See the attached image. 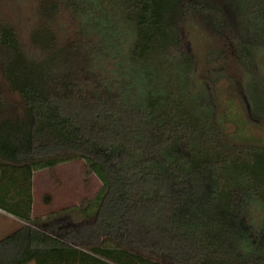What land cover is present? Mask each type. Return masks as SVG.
Instances as JSON below:
<instances>
[{"label":"trees","instance_id":"16d2710c","mask_svg":"<svg viewBox=\"0 0 264 264\" xmlns=\"http://www.w3.org/2000/svg\"><path fill=\"white\" fill-rule=\"evenodd\" d=\"M34 1L45 22L69 15L75 37L61 44L53 26L38 24L29 53L0 22V71L22 103L20 115L0 119V157L29 172L80 160L100 187L54 221L27 215L29 226L0 240V264H264V145L230 138L206 84L195 81L181 34L196 20L207 41L232 39L231 52L253 74L255 47H264V5ZM118 24L130 33L129 41L116 37L129 66L148 80L167 79L142 81L136 98L105 44ZM252 87L243 84L252 117L260 118L261 92Z\"/></svg>","mask_w":264,"mask_h":264},{"label":"rangeland","instance_id":"374dc122","mask_svg":"<svg viewBox=\"0 0 264 264\" xmlns=\"http://www.w3.org/2000/svg\"><path fill=\"white\" fill-rule=\"evenodd\" d=\"M253 1L264 5V0ZM107 9L110 15V8ZM113 10L117 12V16L121 15L116 7ZM103 16L107 15L103 12ZM0 22L14 28L22 46L29 53L35 52L30 46L29 36L38 24L53 26L58 31L61 44L69 43L75 37V27L69 15L61 13L52 21L45 22L37 17L34 0H0ZM205 32L196 20L187 21L181 30L182 50L192 55L195 60V81L206 84L214 100L215 111L217 115L221 114V118H224L225 131L232 140L244 142L245 139H249L264 145V111L259 114L260 118L252 117V109L243 88L244 84L250 92L252 85L256 84L264 104V47H255V54L259 60L254 73L251 74L243 69L241 62L237 60L238 55L234 51L231 52L232 39L211 38L209 42L207 41L209 35ZM107 33L113 39H110ZM107 33L109 39L108 37L105 39V44L107 51L114 56L116 76L121 81H131V84L135 86L132 95L134 98L140 96L144 90L142 81H152L157 85L167 81L160 74L148 80L137 67L129 66L127 47L116 45L117 38L125 37L127 41L130 35L126 30H122L120 24L108 28ZM212 51L216 52L217 56L218 54L224 56L225 60L215 62L212 58L217 57L210 55ZM176 73L178 75L179 70L176 69ZM21 112L20 97L8 89L0 71V119L20 115ZM224 114H226L225 117ZM19 175H23L22 172ZM8 178L4 180L1 177L0 180V208L5 214L7 212L16 220L27 224L24 221L27 216L26 203L23 201V198L28 195L27 185L24 183L16 187L14 181ZM99 187L97 179L85 171L84 164L80 160L70 161L50 169L37 170L35 171V219L47 217V220L54 221L58 213L59 216H63L77 206H84L95 196ZM0 221L9 220L0 215ZM2 234L1 231L0 236ZM0 238L2 240L3 237Z\"/></svg>","mask_w":264,"mask_h":264},{"label":"crops","instance_id":"0c3cea01","mask_svg":"<svg viewBox=\"0 0 264 264\" xmlns=\"http://www.w3.org/2000/svg\"><path fill=\"white\" fill-rule=\"evenodd\" d=\"M21 172L23 175H19ZM0 174L2 175H0V180L1 177H3L4 180H7V178L9 177L14 181L16 187H20L24 185V183H26L28 195L26 196V198H23L24 203H26L25 210L26 214L29 215L32 220H35V171L29 172L26 168L9 165L6 160L0 157ZM22 176L26 177L24 179V182V177ZM16 200L17 198L15 199V201ZM28 207H30V210H28ZM0 215L9 220L0 221V232H3L0 237L5 238L13 234L20 228L21 225L29 226L28 224H23L22 222L16 220L14 217H12V215L10 216V214H8L7 212L5 214L3 209H0ZM32 228L35 230V227ZM28 264H34V262H30Z\"/></svg>","mask_w":264,"mask_h":264}]
</instances>
